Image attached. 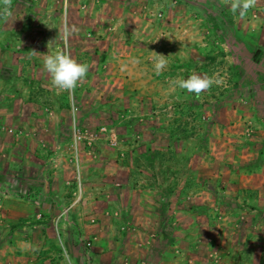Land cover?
Here are the masks:
<instances>
[{
    "label": "rangeland",
    "instance_id": "obj_1",
    "mask_svg": "<svg viewBox=\"0 0 264 264\" xmlns=\"http://www.w3.org/2000/svg\"><path fill=\"white\" fill-rule=\"evenodd\" d=\"M11 12L0 264H264V162L246 166L264 140V0L243 19L220 0H13ZM58 49L89 65L72 93L31 52ZM152 51L166 56L159 74ZM193 72L223 83L197 99L175 86Z\"/></svg>",
    "mask_w": 264,
    "mask_h": 264
},
{
    "label": "clouds",
    "instance_id": "obj_2",
    "mask_svg": "<svg viewBox=\"0 0 264 264\" xmlns=\"http://www.w3.org/2000/svg\"><path fill=\"white\" fill-rule=\"evenodd\" d=\"M220 3L222 6L228 7L233 16L243 19L251 9L256 7L258 0H220ZM12 5L13 0H0V20L7 21L11 17ZM75 31H77L75 26H72L71 29L67 25L64 27L63 35L60 36V39L64 41L65 47L70 36ZM53 41H49L47 47ZM31 52L33 55L41 54L43 56L42 68L50 78V86L58 92H74L76 87L88 75L89 65L77 61L65 49H58L54 54H49L48 51L46 53H38L34 50ZM152 52L154 67L157 74H159L167 66L166 56L155 51ZM222 83L223 81L216 75H201L193 72L186 79L180 78L175 81V86L194 94L199 99L203 93L210 90L214 85H221Z\"/></svg>",
    "mask_w": 264,
    "mask_h": 264
},
{
    "label": "trees",
    "instance_id": "obj_3",
    "mask_svg": "<svg viewBox=\"0 0 264 264\" xmlns=\"http://www.w3.org/2000/svg\"><path fill=\"white\" fill-rule=\"evenodd\" d=\"M220 25L227 41L228 39L234 40V32L232 31L233 23L231 22V24L229 23V25H227L224 21H220ZM238 61L239 60H237V62ZM249 149L251 152V158L250 161L247 162L246 166L257 167L262 164L264 162V140L260 144L250 143Z\"/></svg>",
    "mask_w": 264,
    "mask_h": 264
}]
</instances>
